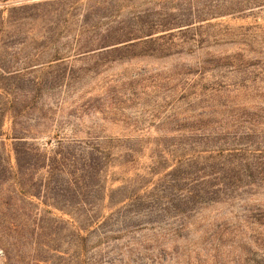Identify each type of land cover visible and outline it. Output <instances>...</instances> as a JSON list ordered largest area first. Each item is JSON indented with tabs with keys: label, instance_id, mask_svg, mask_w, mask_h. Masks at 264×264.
Wrapping results in <instances>:
<instances>
[{
	"label": "rangeland",
	"instance_id": "1",
	"mask_svg": "<svg viewBox=\"0 0 264 264\" xmlns=\"http://www.w3.org/2000/svg\"><path fill=\"white\" fill-rule=\"evenodd\" d=\"M15 117L0 264H264V0H0L6 183Z\"/></svg>",
	"mask_w": 264,
	"mask_h": 264
},
{
	"label": "trees",
	"instance_id": "2",
	"mask_svg": "<svg viewBox=\"0 0 264 264\" xmlns=\"http://www.w3.org/2000/svg\"><path fill=\"white\" fill-rule=\"evenodd\" d=\"M117 41V40H116ZM17 99L15 97H9V109L11 111L9 113H14L15 106L17 104ZM3 125V120L0 118V131ZM18 131L20 128L16 126V117L12 120L11 125V134L13 135L12 138L14 139L15 143L12 146L13 157H14V164L12 165L9 159V181L6 183V177L0 175V197L2 196L0 201L3 200L5 197H9V209L11 210H20L24 209L25 205L33 204L31 201L32 196H36L34 194L33 186H31L27 179L32 178L34 174L37 173L39 168L44 169L43 173L47 175L50 174L51 176L59 170V166L61 164V158H57L56 155H48L43 157V155H38V162H33L30 164L28 161V156L31 154L32 151H37V148H33L32 145L25 146V143L21 142L22 136H17ZM2 133H0L1 135ZM41 156L43 158H41ZM42 173V174H43ZM36 193V192H35ZM2 202V201H1ZM42 204L49 206L44 200H42ZM52 205V204H51ZM53 209L59 210L64 212L65 210L62 208H58L57 206L52 205ZM51 211V210H49ZM11 228L14 229L13 231L19 233L17 238L24 237V233L22 229L18 226V224L11 223ZM2 251L6 254V250L2 249Z\"/></svg>",
	"mask_w": 264,
	"mask_h": 264
}]
</instances>
